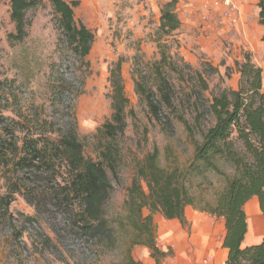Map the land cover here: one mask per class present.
<instances>
[{
	"label": "rangeland",
	"instance_id": "rangeland-1",
	"mask_svg": "<svg viewBox=\"0 0 264 264\" xmlns=\"http://www.w3.org/2000/svg\"><path fill=\"white\" fill-rule=\"evenodd\" d=\"M9 1L0 0V138L6 144L21 146L24 139L39 137L57 140L70 133L81 142L83 155L96 160L93 136L111 115L110 71L121 62L128 105L124 132L114 143L119 149L117 176L107 173L112 192L104 210L110 221L123 219L122 205L135 164L146 154L156 149L159 166L165 169L185 170L191 164L192 142L178 118L194 126L195 113L187 99H196L202 89L197 74L207 86L197 104L203 111L220 90L238 88L235 64L246 55L262 70L264 92V29L258 23L257 0H233L235 10L230 18L216 12L204 18L202 0H177L180 28L162 38L171 57L164 72L173 99L170 108L161 107L158 120L136 94L134 82L142 80L149 88L155 87L151 69L160 59L157 29L161 6L167 0H63L77 2L74 20L93 34L84 59L65 42L49 0H40L27 12L26 38L10 44L7 36L14 33V25ZM201 119L205 127L213 124L207 113ZM3 128L14 132V137L6 138ZM6 149L7 156L0 160V199L11 201L6 209L0 200V264H120L125 237L110 252L69 230V205L63 206L54 197L64 168L16 171L9 159L10 147ZM217 165L224 174H232L222 161ZM186 184L192 194L211 203L224 180L198 169ZM244 210L245 245L249 246L264 239V217L256 199ZM184 214L185 226L160 214L153 216L156 244L168 255L162 264H224L223 221L191 207ZM132 256L141 264H153L147 248L135 247Z\"/></svg>",
	"mask_w": 264,
	"mask_h": 264
},
{
	"label": "trees",
	"instance_id": "trees-1",
	"mask_svg": "<svg viewBox=\"0 0 264 264\" xmlns=\"http://www.w3.org/2000/svg\"><path fill=\"white\" fill-rule=\"evenodd\" d=\"M49 2L57 16L65 42L80 59L86 58L94 38L90 30L74 20L73 8L77 6V2ZM9 3V17L14 25V33L9 34L7 40L10 44L21 43L27 36L26 27L29 26L26 14L40 0H10ZM176 4L177 0H167L160 9L156 42L160 59L151 69L155 80L154 89L149 88L145 81L134 82L136 94L157 120L161 107L164 105L170 108L173 99L172 88L164 72V68L171 65V57L166 52L168 46L162 38L169 37L180 28L181 23L175 13ZM257 8L258 23L264 29V0H257ZM262 42L264 43V32ZM120 63L117 62L110 71L111 115L93 136L96 160L83 155L81 142L70 133L57 140L45 137L24 139L21 146L10 142L6 144V139L0 138V160L7 156L6 147H10L12 155L9 159L16 171L41 172V169L54 170L56 166L64 168L65 171L60 174L62 182L58 190H55L54 197L63 206L69 205L66 212L69 230L74 235L93 242L97 248L110 252L125 237L126 246L120 264H141L132 256L135 247L147 248L153 264H162L168 255L156 244L153 216L160 214L165 220H176L185 226L184 213L187 207L223 221L221 248L227 251L224 264H264V239L259 243L243 246L247 234L244 210L246 204L255 198L264 217L262 70L254 66L247 55L244 56L241 63L235 64L239 74L238 88L220 90L208 101L205 111L200 110L197 104L202 92L207 91V86L197 74V81L202 89L196 99H191V96L187 99L188 103H192L195 113L194 126L191 127L186 120L178 118L192 142L191 164L185 170L177 167L165 169L159 166L156 149L146 154L135 164L134 177L126 190L122 205L125 215L115 222L106 218L104 207L112 192L107 173L117 176L119 149L114 143L126 126L128 101L123 91ZM205 113L213 119V124L209 127L202 125L201 118ZM2 123L3 119H0V124ZM3 130L6 138L14 137V132H8V128ZM196 136H199V140L195 139ZM218 161L228 165L232 174H224L217 165ZM198 169L213 172L224 180L223 189L214 195L211 203L201 195L192 194L186 184L191 172L196 173ZM0 200L7 209L11 199L7 197Z\"/></svg>",
	"mask_w": 264,
	"mask_h": 264
},
{
	"label": "built area",
	"instance_id": "built-area-1",
	"mask_svg": "<svg viewBox=\"0 0 264 264\" xmlns=\"http://www.w3.org/2000/svg\"><path fill=\"white\" fill-rule=\"evenodd\" d=\"M165 1V0H164ZM201 10L204 14V18L207 17L210 12L219 13V15L230 18L235 10L233 0H202Z\"/></svg>",
	"mask_w": 264,
	"mask_h": 264
},
{
	"label": "crops",
	"instance_id": "crops-1",
	"mask_svg": "<svg viewBox=\"0 0 264 264\" xmlns=\"http://www.w3.org/2000/svg\"><path fill=\"white\" fill-rule=\"evenodd\" d=\"M197 2V1H196ZM198 3H199V0H198ZM255 199V198H254ZM246 238V237H245ZM246 240V239H245ZM245 240H244V242H243V246H246L245 245ZM225 251V255H227V251L226 250H224Z\"/></svg>",
	"mask_w": 264,
	"mask_h": 264
}]
</instances>
